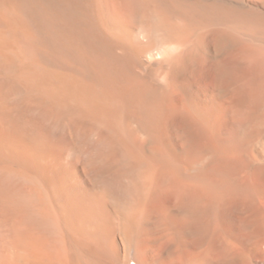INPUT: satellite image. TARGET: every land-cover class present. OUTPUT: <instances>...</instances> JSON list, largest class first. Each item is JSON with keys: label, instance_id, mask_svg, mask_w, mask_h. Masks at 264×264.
I'll return each mask as SVG.
<instances>
[{"label": "bare ground", "instance_id": "bare-ground-1", "mask_svg": "<svg viewBox=\"0 0 264 264\" xmlns=\"http://www.w3.org/2000/svg\"><path fill=\"white\" fill-rule=\"evenodd\" d=\"M0 264H264V0H0Z\"/></svg>", "mask_w": 264, "mask_h": 264}]
</instances>
